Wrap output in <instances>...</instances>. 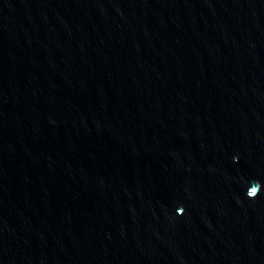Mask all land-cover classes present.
I'll use <instances>...</instances> for the list:
<instances>
[{
  "label": "water",
  "instance_id": "obj_1",
  "mask_svg": "<svg viewBox=\"0 0 264 264\" xmlns=\"http://www.w3.org/2000/svg\"><path fill=\"white\" fill-rule=\"evenodd\" d=\"M0 264H264V0H0Z\"/></svg>",
  "mask_w": 264,
  "mask_h": 264
},
{
  "label": "clouds",
  "instance_id": "obj_2",
  "mask_svg": "<svg viewBox=\"0 0 264 264\" xmlns=\"http://www.w3.org/2000/svg\"><path fill=\"white\" fill-rule=\"evenodd\" d=\"M258 183V182H257Z\"/></svg>",
  "mask_w": 264,
  "mask_h": 264
}]
</instances>
